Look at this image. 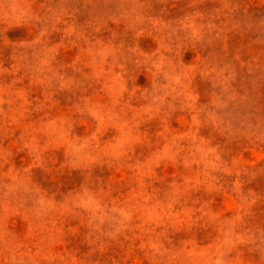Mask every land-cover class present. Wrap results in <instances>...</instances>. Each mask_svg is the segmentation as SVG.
<instances>
[{"label":"rangeland","instance_id":"1","mask_svg":"<svg viewBox=\"0 0 264 264\" xmlns=\"http://www.w3.org/2000/svg\"><path fill=\"white\" fill-rule=\"evenodd\" d=\"M0 264H264V0H0Z\"/></svg>","mask_w":264,"mask_h":264}]
</instances>
